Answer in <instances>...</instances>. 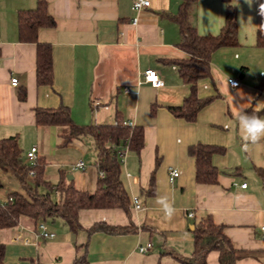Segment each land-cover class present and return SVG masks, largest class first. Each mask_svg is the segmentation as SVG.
<instances>
[{"label":"crops","instance_id":"0c3cea01","mask_svg":"<svg viewBox=\"0 0 264 264\" xmlns=\"http://www.w3.org/2000/svg\"><path fill=\"white\" fill-rule=\"evenodd\" d=\"M38 1L0 0V139L17 136L23 157L36 146L37 156L48 162L65 149H78V143L87 146L89 141L93 168L70 170L75 172L72 175L68 163L56 165H60L59 179L93 192L101 175L92 136L81 135L63 145L67 127L37 125L35 109L65 106L79 125L113 124L117 118L140 125L144 145L139 152L126 151L121 180L129 197H138L143 209L131 206L130 214L121 208L81 209L82 228L77 232L63 219L49 218L42 222L55 233L52 238L39 236L40 222L23 218L0 229L4 263L73 264L78 259V264H182V259L193 254L194 225L210 215L224 226L226 236L242 254L235 264H264L260 233L264 188L257 173L264 168V140L244 144L236 118L249 109L264 118V87L260 86L264 47L257 44L258 34L264 33V16L259 11L264 0L251 4L231 0L236 7L238 44L211 53L210 75L198 81L196 93L212 100L193 121L169 110L190 94L175 64L187 57L174 20L181 0H150V6L139 12L132 9L134 0H44L55 25L40 27L36 36L51 48V85L37 84L36 43L19 39L18 11L35 8ZM225 10L224 0H197L191 4L189 19L199 34L216 35L224 24ZM147 68L160 74V87L143 81ZM11 77L18 78L17 85L11 84ZM229 78L239 79V86L231 87ZM125 87L131 92L125 93ZM21 91H25L24 99L19 97ZM198 144L224 149L211 156L218 171L216 183L196 181L190 147ZM170 168L179 171L173 182L169 181ZM244 182L246 187H241ZM12 192H23L18 179L0 170V201ZM157 195L167 197L176 208L171 220L164 218L155 203ZM99 223L130 229L116 234L90 231ZM147 243L151 248L139 252L138 246ZM218 256L217 251L209 252L206 264H220Z\"/></svg>","mask_w":264,"mask_h":264},{"label":"trees","instance_id":"16d2710c","mask_svg":"<svg viewBox=\"0 0 264 264\" xmlns=\"http://www.w3.org/2000/svg\"><path fill=\"white\" fill-rule=\"evenodd\" d=\"M197 0H181L178 13L174 16L181 32L180 47L187 54L186 58L175 60L182 79L190 87V94L179 106H169V110L177 117L188 121L195 120L198 111L207 105L212 97L199 98L196 93L200 79L210 75L211 53L220 47L238 44V26L236 22V7L231 0L226 3L224 24L216 35H201L190 22L191 4ZM54 17L49 13L47 3L39 0L37 6L18 11L19 39L24 42H35L36 80L38 85H51L53 81L52 55L49 44L37 41V30L40 27H53ZM257 44L264 47V33L257 36ZM264 87V74L260 84ZM25 91L19 97L25 98ZM252 114V110H247ZM37 125H59L67 127L63 134L62 144H68L81 135H91L96 149V166L99 177L93 192L76 188L71 181L64 178L55 184L45 179L46 161L37 157L33 166L28 165L22 156L17 136L0 139V170L11 172L19 181L23 192H12L5 201H0V229L18 224L23 218L35 224L49 218L63 219L70 230L77 232L81 229L78 213L81 209L89 208H121L130 214L131 198L121 180V161L117 149L125 146L139 152L144 145L143 127L127 125L119 118L113 124L79 125L70 115L65 106L58 108L35 109ZM223 147L211 144H198L190 147V153L195 158L196 181L199 183H216L218 171L211 163V156L222 153ZM34 170L36 180L32 181L29 171ZM264 188V168L257 170ZM154 185L151 178L150 188ZM55 194V196H54ZM133 208V206H132ZM130 227L95 224L90 231H105L111 234L124 233ZM193 254L190 258L182 259V264H206L207 254L217 251L220 264H235L242 256L232 245L224 232V226L214 222L210 215L203 217L194 225ZM5 244L0 241V264L4 263ZM78 259L73 264H78Z\"/></svg>","mask_w":264,"mask_h":264},{"label":"built area","instance_id":"2783aa9c","mask_svg":"<svg viewBox=\"0 0 264 264\" xmlns=\"http://www.w3.org/2000/svg\"><path fill=\"white\" fill-rule=\"evenodd\" d=\"M149 6H150V0H134L133 4H132V9L139 12L145 8H148ZM136 21H137V18L135 17L133 19V23H136ZM10 81H11V84L14 86L18 84V78H16V77H11ZM143 81L146 83H149L151 86L156 87V88L160 87L163 84V81H162L160 74L155 69H152V68H147L144 71ZM228 83L231 87H237V86H239L240 81L237 78H229ZM124 92L129 93V92H131V90L129 87H125ZM123 123L130 125V126H133L132 123H129V122H123ZM127 150H128L127 142H125V146L117 149V155H118V157L121 158V162L124 161L123 158H124V155H125ZM37 157H38L37 156V147L32 146L30 148V150L27 151L26 158L35 164ZM86 169H87V164L84 162L83 159H79L71 165V170L85 171ZM100 175L103 176L102 173H100ZM178 175H179V171L177 169L170 168V170H169V181L173 182L175 177H177ZM29 177L32 181L36 180V175H35L34 170L29 171ZM246 185L247 184L244 182L241 184V187H246ZM131 202H132V206H133L134 210L138 211V210L143 209L141 202H140L138 197L132 196ZM187 215L189 217H192L193 212L189 211L187 213ZM38 230H39L38 231L39 236H41L43 238H52L55 235L54 232L48 230V228L46 227L44 222H40L38 224ZM260 233H261V236L264 238V224L260 226ZM151 246H152L151 243H147L146 245H139L138 250H139V252L144 253V252L148 251L149 248H151Z\"/></svg>","mask_w":264,"mask_h":264},{"label":"clouds","instance_id":"9594fccd","mask_svg":"<svg viewBox=\"0 0 264 264\" xmlns=\"http://www.w3.org/2000/svg\"><path fill=\"white\" fill-rule=\"evenodd\" d=\"M247 2L251 4L252 0ZM259 11L264 16V3L260 4ZM236 118L240 139L244 144H256L264 140V118L255 113L248 114L243 110L236 114ZM155 203L161 207L166 220H171L176 214V208L167 197L157 195Z\"/></svg>","mask_w":264,"mask_h":264},{"label":"rangeland","instance_id":"374dc122","mask_svg":"<svg viewBox=\"0 0 264 264\" xmlns=\"http://www.w3.org/2000/svg\"><path fill=\"white\" fill-rule=\"evenodd\" d=\"M87 146H83L82 143H78V149L75 147H69L68 149H65V151L57 156H52L49 158V162L48 160L46 161L49 164V168L47 169L46 172H44V177L51 181L53 184H55L59 178H58V165H56V163H62L63 165H66V163H68L70 166V168H66L70 173V174H75V172H71V165L73 163H75L77 160L79 159H83L84 162L87 164L88 168L92 167V165H90V163L92 164L93 162H91L92 156L91 154H89V150L92 153V144L88 141L86 142ZM82 149L87 150V152H82ZM63 158V160H61ZM23 159L25 160V162L30 165L33 166L34 163L30 160H28L26 157H23ZM61 160V161H60ZM60 166V165H59ZM93 168V167H92ZM55 196V194H54Z\"/></svg>","mask_w":264,"mask_h":264},{"label":"water","instance_id":"95a60500","mask_svg":"<svg viewBox=\"0 0 264 264\" xmlns=\"http://www.w3.org/2000/svg\"><path fill=\"white\" fill-rule=\"evenodd\" d=\"M191 228H193V226H191Z\"/></svg>","mask_w":264,"mask_h":264}]
</instances>
